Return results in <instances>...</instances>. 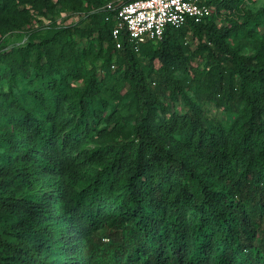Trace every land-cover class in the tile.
<instances>
[{
	"label": "trees",
	"instance_id": "trees-1",
	"mask_svg": "<svg viewBox=\"0 0 264 264\" xmlns=\"http://www.w3.org/2000/svg\"><path fill=\"white\" fill-rule=\"evenodd\" d=\"M8 1L0 0V33L27 17ZM65 1L77 11L86 6L90 26L81 31L96 32L121 58L143 98L125 142L96 141L119 104L106 115L111 99L94 78L83 88L70 84L84 77L85 54L63 37L84 19L0 47V264H264V62L233 49L231 28L214 26L241 19L242 3L207 0L208 17L167 28L135 51L125 30L115 46L111 0ZM190 29L215 47L212 75L219 92L243 105L241 122L208 127L194 113L178 127L156 120L138 55L153 56L159 43L168 83L180 65L168 49ZM40 172L65 183L35 192Z\"/></svg>",
	"mask_w": 264,
	"mask_h": 264
},
{
	"label": "rangeland",
	"instance_id": "rangeland-1",
	"mask_svg": "<svg viewBox=\"0 0 264 264\" xmlns=\"http://www.w3.org/2000/svg\"><path fill=\"white\" fill-rule=\"evenodd\" d=\"M18 1L10 0L7 3L9 6L12 5L10 9L15 7L27 12L25 23L0 33V47L9 48L36 41L37 37H49L52 32L49 28L76 24L78 20L84 19L87 12L84 9L86 6L77 11L70 8V3L65 0H51L52 7L43 10L35 9L30 4H18ZM111 1L120 3L125 0ZM236 3H242L245 15L232 22H224L218 18L214 21L215 29L231 28L227 42L239 54L250 57L252 62L259 65L264 62V13L258 12L264 10V0H236ZM84 26H90L85 19L78 26L72 27L63 37L75 51H84L85 54L81 61L84 77L70 78V84L74 88H83L86 80L92 77L102 86L104 96L111 99L106 115L111 108H115L114 104L118 103L119 106L111 112L110 117H106L103 123H100L98 128L102 130L97 133L101 134L94 139L100 141L108 138L125 142L138 114L142 93L137 91L129 78L124 77L125 64L121 58L108 49L105 41L98 40L96 32L88 34L81 31ZM158 44H154L156 53L153 56L138 55L147 87L154 97L153 114L158 122L168 124L171 122L178 127L184 125L182 123L187 121L192 113L199 116L208 127L217 126L225 129L231 124L241 122L243 105L228 99L225 90L218 91V85L212 75L216 50L204 34H195L190 29L184 38L178 41L176 50L168 49L171 52L169 56L180 60V65L173 71V79L168 83L166 80L171 69L169 67L165 69L167 51H163ZM27 74L30 75L31 72ZM236 76L237 74L234 75V79ZM94 145V142L89 143L88 147ZM37 177L38 185L35 192H49L48 184L65 183L64 178L49 173L40 172ZM66 264H71V261Z\"/></svg>",
	"mask_w": 264,
	"mask_h": 264
},
{
	"label": "built area",
	"instance_id": "built-area-1",
	"mask_svg": "<svg viewBox=\"0 0 264 264\" xmlns=\"http://www.w3.org/2000/svg\"><path fill=\"white\" fill-rule=\"evenodd\" d=\"M106 6L116 12L112 29L115 46L121 47L119 36L125 30L135 51L142 43L160 41L167 28L198 23L212 12L207 0H130Z\"/></svg>",
	"mask_w": 264,
	"mask_h": 264
}]
</instances>
